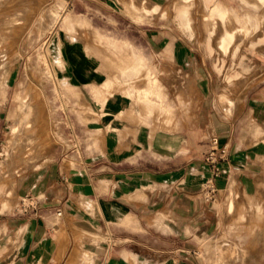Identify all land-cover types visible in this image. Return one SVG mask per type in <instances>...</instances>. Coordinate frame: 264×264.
I'll list each match as a JSON object with an SVG mask.
<instances>
[{
	"label": "crops",
	"instance_id": "crops-1",
	"mask_svg": "<svg viewBox=\"0 0 264 264\" xmlns=\"http://www.w3.org/2000/svg\"><path fill=\"white\" fill-rule=\"evenodd\" d=\"M62 1L72 27L56 43L81 95L75 143L49 150L19 182L30 210L11 233L17 264H215L209 241L228 237L218 229L238 217L230 191L249 195L253 207L264 196V79L222 104L225 69L193 40L138 23L129 26L142 39L106 38L94 16L121 11L120 0ZM213 137L222 158L216 200L207 201L200 189L212 175L205 156ZM58 215L91 229L57 231ZM71 238L85 240L91 260L79 262L78 247L68 258ZM249 254L234 264H264L257 248Z\"/></svg>",
	"mask_w": 264,
	"mask_h": 264
},
{
	"label": "rangeland",
	"instance_id": "rangeland-1",
	"mask_svg": "<svg viewBox=\"0 0 264 264\" xmlns=\"http://www.w3.org/2000/svg\"><path fill=\"white\" fill-rule=\"evenodd\" d=\"M218 1L232 6L241 17L251 13L258 21L247 33L237 34L226 51L218 47L217 39H208L213 24L217 34L221 28L218 17L211 15L212 4L205 8L203 0H120L121 11L112 14L104 9L106 15L94 16V25L100 27L96 33L106 38L142 39L129 26V23H138L143 27L157 26L165 38L178 35L193 40L200 51L216 59L225 69L217 91L218 100L223 104L232 100V92L240 94L252 83L264 79V4L254 11L240 0ZM93 5L103 4L93 2ZM66 12L67 4L62 0H0V73H3L4 90L3 97L0 95V264L19 262L14 254L17 239L11 233L18 229L17 218L30 210L29 201L21 199L17 192L20 180L48 158L49 150L60 151L74 143L70 139L74 133L73 114L75 104L81 103V95L70 80L62 50L56 43V33L66 28ZM183 12L187 13L185 18ZM227 22L233 25V17ZM200 97L196 92V106ZM23 104L29 107L27 118ZM15 123L18 131L13 133ZM259 139L264 140V130ZM259 160L264 165V154ZM228 199L233 204L240 203L229 209L238 217L226 228L219 227L218 230L228 232V237L217 235L210 239L212 263H245L251 259V248L259 250V261L264 262V196L254 207L251 197L238 191H230ZM62 218L57 216L54 228L70 236H81L91 229V225L76 218ZM6 221L14 226H6ZM84 241L67 239L71 249L68 258ZM85 252L79 254V262L92 259Z\"/></svg>",
	"mask_w": 264,
	"mask_h": 264
},
{
	"label": "bare ground",
	"instance_id": "bare-ground-1",
	"mask_svg": "<svg viewBox=\"0 0 264 264\" xmlns=\"http://www.w3.org/2000/svg\"><path fill=\"white\" fill-rule=\"evenodd\" d=\"M240 1L243 2L242 4L246 5L247 7H250L254 11H255V9L259 8V6L261 4H264V0H255V3L258 1L260 4L258 2H257V4H255V3H253V1H250V0H240ZM209 3L212 4L211 15L217 16L219 21H220L221 32L219 34H217V29L215 28V25L213 24L210 27L209 32H208V39L209 40L210 39H212V40L217 39V43L219 44L218 47L220 49H222L223 51H226L228 49L231 42L233 40H235L237 34H240L242 32L247 33L252 27L254 28L258 23V21H256L254 19V17L252 16V14L249 12L245 13L241 17L239 14H237L235 12V10L232 6L227 7V6L223 5L222 3H219V2L214 1V0H203V4H204L205 8H209V6L211 5V4L208 5ZM146 11H150V10L146 9ZM186 14H187L186 12H183V14H182L183 18H185ZM232 17H233V25H231V24L229 25V23L227 21ZM65 27H67V28L72 27V22L68 21L65 24ZM214 41H216V40H214ZM2 84H3V73L1 72L0 73V95L3 97L4 90H2ZM23 106H25V109H26V111H25L26 117L25 118H27L28 108H29L28 104H25V105L23 104ZM15 111H16V109H15ZM17 125H18V123H15V125H13V127H12L13 133L18 131ZM6 164L8 165L7 161H6ZM232 206H233V203L230 202L229 207L231 208Z\"/></svg>",
	"mask_w": 264,
	"mask_h": 264
},
{
	"label": "built area",
	"instance_id": "built-area-1",
	"mask_svg": "<svg viewBox=\"0 0 264 264\" xmlns=\"http://www.w3.org/2000/svg\"><path fill=\"white\" fill-rule=\"evenodd\" d=\"M70 139L75 143L74 133ZM220 148L216 137L211 140L210 148L206 153L205 161L212 167V175L201 186L200 193L202 198L207 201H215L217 197V187L215 185V179L219 176L220 170L218 161L222 158L219 153Z\"/></svg>",
	"mask_w": 264,
	"mask_h": 264
}]
</instances>
